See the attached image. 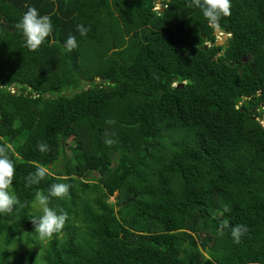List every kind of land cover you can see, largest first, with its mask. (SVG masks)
Segmentation results:
<instances>
[{"label": "trees", "instance_id": "16d2710c", "mask_svg": "<svg viewBox=\"0 0 264 264\" xmlns=\"http://www.w3.org/2000/svg\"><path fill=\"white\" fill-rule=\"evenodd\" d=\"M231 2L216 46L192 0H0V145L19 201L0 215V264L21 243L36 250L16 264H264V0ZM29 6L54 25L34 51L16 28ZM54 183L71 185L50 198L68 219L40 239L32 202ZM224 221L247 226L240 243Z\"/></svg>", "mask_w": 264, "mask_h": 264}, {"label": "clouds", "instance_id": "9594fccd", "mask_svg": "<svg viewBox=\"0 0 264 264\" xmlns=\"http://www.w3.org/2000/svg\"><path fill=\"white\" fill-rule=\"evenodd\" d=\"M192 3L202 11L203 17L206 18L209 26L214 30L221 27L220 21L222 18L231 14V0H192ZM159 9L158 11L161 12L162 9ZM76 27L81 37H85L89 32V28L83 24H78ZM16 28L23 37L24 46L34 51L46 43V38L53 33L54 25L50 15H41L36 7L29 6L17 22ZM215 36L217 41L221 39V34ZM77 47L78 41L75 35H69L63 43L64 50L69 53ZM109 123L112 122L110 121ZM114 143H116L115 139L108 138L105 140L106 145H113ZM37 147L40 152L48 150V145L43 142L38 143ZM9 151L10 147L8 145H0V215L13 213L19 203L12 187L16 167L8 154ZM46 175L47 169L39 167L35 173L30 174L26 179V187L38 184ZM70 188L71 185L69 183H54L47 194L40 190L35 193L32 206L38 209L40 214L32 217L31 222L40 239L50 238L64 228L68 213L63 209L58 210L55 207H50V198L65 197L69 194ZM229 211L230 207L224 205L223 213ZM229 228L233 242L237 244L240 243L241 238L248 231L246 225L236 224L233 226L224 221L220 225V234L223 235V229Z\"/></svg>", "mask_w": 264, "mask_h": 264}, {"label": "rangeland", "instance_id": "374dc122", "mask_svg": "<svg viewBox=\"0 0 264 264\" xmlns=\"http://www.w3.org/2000/svg\"><path fill=\"white\" fill-rule=\"evenodd\" d=\"M155 8L158 10L159 8L161 9V6L159 4H157L155 6ZM84 89H87V86H85ZM261 124L264 125V120L261 122ZM85 180L96 182L97 181V175H95L94 172L91 171L90 177H86ZM116 197H117V195L115 194L112 198H110L109 202L114 204L116 202ZM36 210H38V209H36ZM35 250H36L35 246L27 247L26 243L17 244L13 249L14 257L12 259V263L13 264L22 263V262L26 263L29 252L30 251L35 252Z\"/></svg>", "mask_w": 264, "mask_h": 264}, {"label": "water", "instance_id": "95a60500", "mask_svg": "<svg viewBox=\"0 0 264 264\" xmlns=\"http://www.w3.org/2000/svg\"><path fill=\"white\" fill-rule=\"evenodd\" d=\"M161 12H163V10H161ZM218 34H221V37H222V38H221L220 40L217 41L216 46H222V45H224L225 43H227V38H228V37H227L224 33H222L219 29L214 30V35H218ZM263 119H264V115L262 114V115H260V117L258 118V122L263 121ZM132 201H134V198L131 200V202H132ZM127 203H128V202H126V203L123 204L122 206H119V209H120L121 207L125 206Z\"/></svg>", "mask_w": 264, "mask_h": 264}]
</instances>
